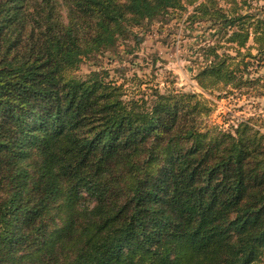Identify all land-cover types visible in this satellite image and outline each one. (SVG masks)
I'll return each instance as SVG.
<instances>
[{
  "label": "trees",
  "instance_id": "obj_1",
  "mask_svg": "<svg viewBox=\"0 0 264 264\" xmlns=\"http://www.w3.org/2000/svg\"><path fill=\"white\" fill-rule=\"evenodd\" d=\"M0 0V264H264V133L203 126L85 58L171 14L205 25V92L264 96V0Z\"/></svg>",
  "mask_w": 264,
  "mask_h": 264
},
{
  "label": "rangeland",
  "instance_id": "obj_2",
  "mask_svg": "<svg viewBox=\"0 0 264 264\" xmlns=\"http://www.w3.org/2000/svg\"><path fill=\"white\" fill-rule=\"evenodd\" d=\"M134 31L143 39L139 45L121 41L110 51L85 58L75 75L85 78L91 72L105 71L108 81L125 84L128 95L147 100L156 91L165 94L172 88L199 94L212 109L203 126L230 131L253 118L264 133V96L256 97V92L247 89L211 93L198 86V51L212 33L205 25L192 26L185 15L171 14ZM251 72V77L264 76V68L255 75L252 67Z\"/></svg>",
  "mask_w": 264,
  "mask_h": 264
}]
</instances>
